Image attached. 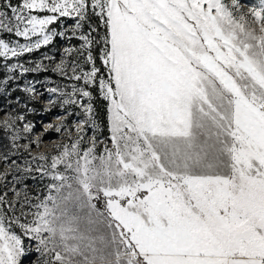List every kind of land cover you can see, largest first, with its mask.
<instances>
[{
  "label": "snow or ice",
  "instance_id": "snow-or-ice-1",
  "mask_svg": "<svg viewBox=\"0 0 264 264\" xmlns=\"http://www.w3.org/2000/svg\"><path fill=\"white\" fill-rule=\"evenodd\" d=\"M58 37L80 43L20 62ZM0 58V88L17 71L67 81L46 88L63 120L47 127L67 133L53 152L32 155L27 104L0 118V264L31 242L38 264H264V0H0ZM33 173L47 182L30 194Z\"/></svg>",
  "mask_w": 264,
  "mask_h": 264
},
{
  "label": "rangeland",
  "instance_id": "rangeland-1",
  "mask_svg": "<svg viewBox=\"0 0 264 264\" xmlns=\"http://www.w3.org/2000/svg\"><path fill=\"white\" fill-rule=\"evenodd\" d=\"M258 0H241V3H243L246 7L250 6L252 4L257 3ZM75 24V21L70 18H61V21L56 22L52 27H55L58 31H62L65 28H72ZM9 39H13L14 37H7ZM75 42V45H79V41L76 39H73ZM21 42H23L21 40ZM59 42V48L56 47V43ZM69 41L63 39V38H57L53 44L48 45L44 48H41L40 50L33 52L31 54H26L24 57L20 58V62L24 63L26 66H34L35 62H39L40 60L43 59L44 56H51L55 57L56 62H58L63 54V49L69 46ZM72 44V43H71ZM13 63V60H10ZM29 62H32L31 64ZM44 63L46 65H50L51 62L48 60H44ZM35 73H40V72H35ZM41 73H44L41 71ZM17 77L20 76L19 71L15 73ZM22 80L24 81L22 88H24L25 85L31 86L32 84L35 85V88L38 93L42 92L44 93L43 95H37L35 100L30 99V96L28 93L25 91V96L29 101H37L39 104H42L44 106V109L48 106V99H49V94L46 91L47 87H52L55 86L53 84H49L48 80L55 81L56 83L64 84L67 83V81L63 80L58 74L52 72V71H47L45 74H41V76L35 77L33 79L26 76H22ZM7 79V78H5ZM19 78L13 81V88L21 86L18 84ZM8 86V85H7ZM6 87L0 88V95H4L5 97L8 96L9 90ZM2 103H4L2 106H0V118L6 119L4 116V111L3 110H9L13 112H19L18 107H23L25 102L23 99L16 98L15 102L17 105H13V102L11 98H6L1 100ZM28 109H32L31 107H28ZM37 112V118L35 122H32L35 125V128L33 129L32 136L30 139L34 138H40L42 140V144L37 147L35 144L32 145V155H39L40 153H50L53 152L55 149V145L62 143V142H67V133H56L54 132L51 128H48L47 126L49 123L51 124H61L63 123V120L57 119L56 117L58 115H62L60 109L54 108L52 111L46 112V111ZM33 112V111H32ZM97 112V110H96ZM23 113V112H19ZM106 113H107V102H106ZM97 118V116H96ZM69 122L73 120V117H68ZM98 121V120H97ZM102 128V124L98 121ZM108 125V121H107ZM108 131V127H107ZM91 130H89V136H91ZM10 135L11 133L8 131H5L2 127H0V153H5V152H10L12 151V146H11V140H10ZM109 135V133H108ZM101 137V136H100ZM103 139V137H101ZM19 143L25 144L28 143L27 140H20ZM22 151V150H21ZM12 159L17 160L18 163L21 164V166H24V160L25 159H31V157L28 156V153L23 152L22 155L14 156ZM34 166V165H33ZM4 168L3 164H0V171H2ZM24 181L23 183L28 186V191L30 194H35L40 188L44 186V184L47 181H41L39 179L38 174H24ZM35 177V178H33ZM14 184L13 178L11 175L8 176L7 178V186L10 188ZM23 185L21 184H15V187L21 188ZM4 185L3 183H0V192L4 191ZM11 195V193H9ZM26 244L29 243V241H25ZM40 259L39 254L35 251V242H31L29 251L27 255L22 259V264H38V260Z\"/></svg>",
  "mask_w": 264,
  "mask_h": 264
},
{
  "label": "trees",
  "instance_id": "trees-1",
  "mask_svg": "<svg viewBox=\"0 0 264 264\" xmlns=\"http://www.w3.org/2000/svg\"><path fill=\"white\" fill-rule=\"evenodd\" d=\"M92 23L93 24H98V20L96 18L92 19ZM87 27V26H86ZM70 43L74 44L75 42L72 40ZM59 42L56 43V47L59 48ZM44 48V47H43ZM11 61H8V64ZM98 66H99V61L97 62ZM18 72V71H17ZM41 74H45L44 73H27V77L28 78H35L38 76H41ZM9 75L8 71H7V67L5 65V61L0 58V81L4 80L5 78H7ZM23 76H26V74H24ZM18 80V84H20L21 86L19 87H15L13 88V81H10L7 89L9 90V94L8 96H4V95H0V106H2L4 103L1 102V100L6 99V98H11L13 105H17V103L15 102L16 98H20L23 99V101L25 102V104L28 105V107H31L32 109H34L35 111L33 112H27V109H25L24 107H18V111L19 112H27L26 115V120L31 121V122H35L36 118H37V112H42L44 109V106L42 104H39V102L37 101H29L26 96H25V92L23 91L22 85L24 84L23 80H22V76L20 75ZM96 95V100L94 101L95 103V108L97 110L96 112V116H97V120L102 124V132L99 133V135L101 137H103V139H106L108 137V131H107V113H106V101H104L102 98L99 97L98 92L95 93Z\"/></svg>",
  "mask_w": 264,
  "mask_h": 264
}]
</instances>
